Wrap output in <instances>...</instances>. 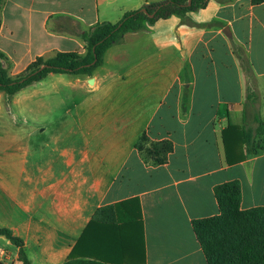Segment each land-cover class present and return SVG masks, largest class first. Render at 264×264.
<instances>
[{
  "label": "crops",
  "instance_id": "crops-1",
  "mask_svg": "<svg viewBox=\"0 0 264 264\" xmlns=\"http://www.w3.org/2000/svg\"><path fill=\"white\" fill-rule=\"evenodd\" d=\"M161 1L0 0V52L17 76L38 57L85 54L97 24ZM232 42L264 122V4L251 0H212L128 33L91 76L52 72L12 98L0 90V229L24 241L31 264H208L193 222L221 214L215 186L239 180L241 209L264 207V133L242 141L255 117ZM143 134L173 142L166 165L143 162ZM0 242L6 264H23Z\"/></svg>",
  "mask_w": 264,
  "mask_h": 264
},
{
  "label": "trees",
  "instance_id": "trees-1",
  "mask_svg": "<svg viewBox=\"0 0 264 264\" xmlns=\"http://www.w3.org/2000/svg\"><path fill=\"white\" fill-rule=\"evenodd\" d=\"M212 0H163L144 6L142 9L127 13L116 24L99 23L92 30L83 34L87 51L81 55L77 52L57 53L51 58L38 57L28 68L18 76L9 75L11 63L7 56L0 52V90L12 98L23 88L43 80L49 73H65L91 76L94 70L104 60L107 50L121 41L128 33L138 32L147 25H152L160 19L172 16H185L189 12L205 8ZM221 4H229L235 0H216ZM252 5L264 4V0H251ZM153 15V17H151ZM2 18L0 15V29ZM232 49L243 62L250 80V93L247 101L252 102V109L257 110L255 120L259 124L258 134L264 133V122L257 105L259 93L255 87V75L244 50L232 42ZM3 62L8 64L5 68ZM188 67L185 73H188ZM191 87L185 90L182 107L187 112ZM249 111H251L249 109ZM255 113V112H254ZM236 127L229 126L224 132L226 157L229 165L235 164L231 154L230 141ZM247 128L243 129L242 141L250 138ZM143 162L152 167L166 165L169 156L174 151L170 140L152 141L143 134L136 146ZM214 193L221 214L217 217L198 219L193 222V228L201 245L208 264H264V207L242 210V189L239 180H233L215 186ZM113 207L100 210L95 219L104 212L112 211ZM0 236L7 238L20 249V261L31 264L24 249V241L15 236L10 229H0ZM65 264H98L93 262H67Z\"/></svg>",
  "mask_w": 264,
  "mask_h": 264
},
{
  "label": "rangeland",
  "instance_id": "rangeland-1",
  "mask_svg": "<svg viewBox=\"0 0 264 264\" xmlns=\"http://www.w3.org/2000/svg\"><path fill=\"white\" fill-rule=\"evenodd\" d=\"M46 58V57H45ZM48 58V57H47ZM243 62H241L240 64H241V66H242V68H243V71H244V75H245V81H246V89H245V93H246V98H245V100H246V107H247V110L248 109H250L251 110V113L253 114V116L255 117L256 116V114H257V110H253L251 107H252V102H248L247 101V96H248V94L250 93V85H249V83H250V80H249V76L247 75L248 73H247V71L245 70V68L243 67V64H242ZM3 65H4V67L5 68H7L8 67V64L6 63V62H3ZM9 75H12V72H11V69L9 70ZM18 76V75H17ZM16 77V76H15ZM255 87L257 88V85L255 84ZM258 105V104H257ZM255 112V113H254ZM247 128V131H249L250 132V137H252V135H255L256 133H257V130H258V128H259V124L257 123V121L256 120H251V126H247L246 127ZM0 249H2V250H4L5 251V256L0 260V263L1 264H6V262L8 261V259L11 257V251L9 250V249H7L6 247H4L3 246V243H1L0 242Z\"/></svg>",
  "mask_w": 264,
  "mask_h": 264
},
{
  "label": "water",
  "instance_id": "water-1",
  "mask_svg": "<svg viewBox=\"0 0 264 264\" xmlns=\"http://www.w3.org/2000/svg\"><path fill=\"white\" fill-rule=\"evenodd\" d=\"M151 17H153V15H152ZM223 31H224L225 35H227V36H231V32H230L229 27H226ZM91 81H92V80H91Z\"/></svg>",
  "mask_w": 264,
  "mask_h": 264
},
{
  "label": "built area",
  "instance_id": "built-area-1",
  "mask_svg": "<svg viewBox=\"0 0 264 264\" xmlns=\"http://www.w3.org/2000/svg\"><path fill=\"white\" fill-rule=\"evenodd\" d=\"M5 256V251L0 249V260Z\"/></svg>",
  "mask_w": 264,
  "mask_h": 264
}]
</instances>
